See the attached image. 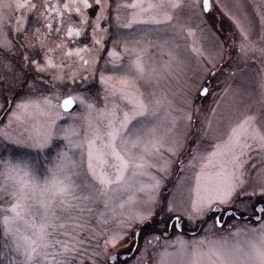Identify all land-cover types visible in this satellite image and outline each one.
Masks as SVG:
<instances>
[{"label":"snow or ice","instance_id":"6c2138e0","mask_svg":"<svg viewBox=\"0 0 264 264\" xmlns=\"http://www.w3.org/2000/svg\"><path fill=\"white\" fill-rule=\"evenodd\" d=\"M197 8L211 11V0H0V66L14 73L11 58L27 49L32 55L22 59L37 76L23 86L50 91L16 102L0 127V234L8 250L0 264H128L126 246L137 249L136 264H147L164 233L138 248L136 229L154 217L165 233L169 222L209 218L206 231L218 233L237 212L229 237L242 240L177 235L156 264H264V31L253 41L233 18L241 58H261L258 95L229 85L201 113L187 82L179 91L162 87L185 75L192 58L205 83L217 75L225 49L196 45L189 21ZM90 79L101 94L75 87ZM198 91L210 94L203 85ZM194 119L200 127L183 161ZM174 164L185 179L158 212Z\"/></svg>","mask_w":264,"mask_h":264},{"label":"rangeland","instance_id":"374dc122","mask_svg":"<svg viewBox=\"0 0 264 264\" xmlns=\"http://www.w3.org/2000/svg\"><path fill=\"white\" fill-rule=\"evenodd\" d=\"M200 3L202 4V0H200ZM211 3V11L204 12L202 8H197L189 23L196 32L194 40L197 46H202L206 51H213L217 48L225 49L224 59L220 61L218 65L217 75L208 76L207 83H205L202 75L194 74L193 69L196 68L197 62L195 58H192L190 68L186 71L185 75L179 80L173 79L162 84V87L171 88L173 91H179L185 89V82H187V88L185 89L187 96L191 99L192 106L199 109L201 113L210 112L215 104L219 102L220 96L223 95V89L229 85L238 87L243 84L254 97L257 96V81L262 67L259 53L250 55L247 60L241 58L238 48L241 36L233 18L239 19L251 30V39L253 41H259L261 33L264 31V19H262V16H264V2H262V0H211ZM177 42L182 46L188 45L192 43V38L179 39ZM153 52L157 62H161L162 59H164L155 49H153ZM22 55L31 56L32 53L22 47L16 50L15 56L11 58L12 63L15 65L14 73L8 72L0 66V104L4 105L3 108H0V127H3L4 124L7 123V116L10 110L14 109L16 102L21 101L28 95L39 96L41 93L50 94L47 88H41L37 92L35 90L30 91L23 86L24 80L31 83L32 79L37 76V73L32 66L28 65L27 62L22 59ZM220 69H222V71ZM233 71L236 73L235 76L230 74ZM14 77H19V79H14ZM202 85L209 88L210 94L206 97L201 95L200 91H198ZM75 87H78L86 95L97 96L101 94V86L95 79L78 83ZM13 91L14 94L12 95L11 93ZM10 94L14 99L9 105L7 101ZM177 99L179 100V97H177ZM221 111H224L223 104ZM239 115L240 113L233 114L232 119L237 118ZM226 124L227 114H225V127ZM199 127V121H195L194 119V127L188 137V143L185 145L180 155L181 160L187 161L190 158L194 147L193 141L197 136L196 129ZM205 147H207V145H205ZM182 179H185L184 173L180 171L178 164H174L170 172L162 179L160 188V207L157 209L158 212L165 202L171 198L174 187ZM236 207L242 209V205L240 204H237ZM240 219V214L237 212V219L232 220L231 224L225 223V230L218 233L206 231L212 223L210 218L207 224L201 222L192 224L185 220L183 224L175 228H173L172 222H169L167 232L165 233V224L158 215L153 218L151 227L136 229V231L141 233L137 247L142 248L145 240L151 239L153 234L160 235L164 233L161 239L155 242L156 247L152 249V252L156 253V255L150 254L147 260V264H156V261L159 259L158 253L163 250V246L169 243H175L177 235L182 236L185 240H191L193 238V233L196 238L205 235H207L209 239H217L222 236L229 237L228 230L231 229V231H235V228L231 227V225H236ZM154 229L155 231H153ZM229 239L235 242L237 239L242 240L243 237H229ZM5 243L6 241L3 235L0 234V256L8 251L5 248ZM134 249L132 251H134ZM120 251L123 255L128 253V246L121 248ZM134 256L136 259H139L137 249H135L130 258H127L128 264H136V259H133Z\"/></svg>","mask_w":264,"mask_h":264},{"label":"flooded vegetation","instance_id":"af4514ba","mask_svg":"<svg viewBox=\"0 0 264 264\" xmlns=\"http://www.w3.org/2000/svg\"><path fill=\"white\" fill-rule=\"evenodd\" d=\"M11 94L13 95L14 91ZM11 94H10V97H8V101H7L9 105H10V102L14 99V98L11 97ZM9 105H8V107H9ZM186 232H188V231H186ZM134 251H135V249H134ZM134 251L125 253L124 255L121 256V258H130V256L133 255Z\"/></svg>","mask_w":264,"mask_h":264}]
</instances>
